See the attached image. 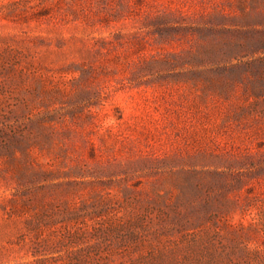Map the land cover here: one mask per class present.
Here are the masks:
<instances>
[{"label": "rangeland", "instance_id": "obj_1", "mask_svg": "<svg viewBox=\"0 0 264 264\" xmlns=\"http://www.w3.org/2000/svg\"><path fill=\"white\" fill-rule=\"evenodd\" d=\"M0 264H264V0H0Z\"/></svg>", "mask_w": 264, "mask_h": 264}]
</instances>
